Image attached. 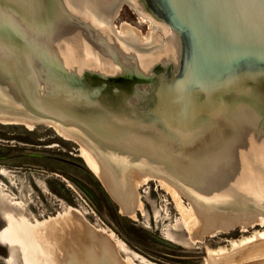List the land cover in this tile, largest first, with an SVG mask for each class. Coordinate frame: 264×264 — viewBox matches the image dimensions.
Masks as SVG:
<instances>
[{"label": "water", "instance_id": "95a60500", "mask_svg": "<svg viewBox=\"0 0 264 264\" xmlns=\"http://www.w3.org/2000/svg\"><path fill=\"white\" fill-rule=\"evenodd\" d=\"M122 3L151 21L144 37L114 29ZM0 118L87 148L120 212L151 175L213 211L264 216V0H0ZM7 248L39 262L34 240Z\"/></svg>", "mask_w": 264, "mask_h": 264}, {"label": "rangeland", "instance_id": "374dc122", "mask_svg": "<svg viewBox=\"0 0 264 264\" xmlns=\"http://www.w3.org/2000/svg\"><path fill=\"white\" fill-rule=\"evenodd\" d=\"M121 7L113 19L116 29L119 31L125 22L144 37L152 23L141 22L131 7ZM154 29L165 43L163 33ZM81 152L80 144L58 136L47 123H37L33 129L0 123V228L5 223L0 229V264L9 259L15 263V258L7 257L9 244L4 241L11 231L9 222L16 225L62 212L68 215L73 210L70 206L90 225L109 235L112 250L123 264H260L264 260V240L232 252V245L245 243L254 233H264V225L259 223L244 232L236 228L203 241L193 239L181 212L182 207L189 213L192 203L181 194L182 206L178 205L159 184L163 179L155 178L138 187L136 210L130 215L122 208L120 212L115 200L110 206L103 197ZM7 224L9 229L2 232ZM212 251L215 256L209 255Z\"/></svg>", "mask_w": 264, "mask_h": 264}, {"label": "bare ground", "instance_id": "6f19581e", "mask_svg": "<svg viewBox=\"0 0 264 264\" xmlns=\"http://www.w3.org/2000/svg\"><path fill=\"white\" fill-rule=\"evenodd\" d=\"M124 4L126 3H122V5ZM140 17L142 20V21L140 20L141 22L144 23L151 22L147 18H143L142 16ZM113 27L116 31H118L115 26ZM155 27L156 26H154L153 28ZM0 122L3 124H22L26 126L28 129H33L35 126V124H30L26 121L7 120L1 118H0ZM47 124L56 131L58 136L62 137L65 140L74 141L80 144L75 139L65 135L56 125L50 123ZM81 150H82L81 158L88 164L90 168H93V170H95L97 174H101L98 168L99 164L96 158L94 157V155L83 145H81ZM3 174H5V172ZM155 178H159V177H154L151 175H142L137 181V188L143 184L146 183L148 184V182L155 180ZM101 179L105 183L102 174H101ZM160 179L166 181L164 182L163 180H160L159 184L164 190H166L173 197L174 201H176L178 205L182 206L179 199L180 198L179 196L181 194L186 195L188 197V200L192 203V208L189 211V213L184 212L182 207H181L182 209L181 212L186 218V230L187 231L189 230L193 239H196V241L198 242L203 241V239L206 238H212L219 234L220 235L227 234L232 229L240 228L244 232L247 230L248 227H252L255 224L259 223V225H264V219L263 220L260 219L261 217H264L263 215L261 216L253 215L252 214L253 212L251 211L249 212L248 211L238 212L236 210L230 211L227 210L226 207H220L221 210L223 211H221L220 208H218L219 210L213 211L211 208H207L201 203L195 201V199L191 198L189 195H187L186 192H184L180 188L170 183L167 179L165 178H160ZM169 184L175 187L177 190L171 187ZM137 203H138V194H137V202L134 210H136ZM242 205H244L245 207L246 204H242ZM130 214L131 213H129L128 215ZM11 220L9 219V221ZM80 220L81 217L77 215L76 210L73 209L71 213H69L68 215H63V216L59 215L58 217L44 221L33 220L32 223L24 222L23 224H16V225L14 224L12 225L11 222L7 221L10 223L11 231H9L8 233L9 237L7 236L8 238L7 239L5 238L4 241L8 243L9 246L11 245L10 247H17L27 241L29 242H31L32 240L36 241L40 250L37 252L36 256L34 255V257L38 259L39 261L38 264H101L98 262L97 259V257L102 253L101 251L107 254L106 258L107 260H109L110 264H123L120 262L116 253H114L115 252L114 249L112 250L111 243L102 240L95 229H87L86 226L83 224V222H81ZM8 229L9 227L7 224V227L3 230V232L7 231ZM260 240H264V233H259V232L254 233L248 240L247 239L244 240L246 241L245 243L241 241L239 243L241 244V246L239 244L232 245V247L236 249L232 252L240 251L245 247L243 245L246 244L251 245L257 241L259 242ZM192 242L194 241L192 240ZM89 252L90 253L93 252L94 257L92 256L89 257L88 256ZM25 254L28 257H31V252H27ZM222 254L223 253H221V255ZM209 255L215 256L214 252L213 253L210 252ZM223 255L226 256V254ZM221 257L222 256H219V258ZM11 260L12 259L6 260V264H15V263H11ZM26 264H28V262ZM260 264H264V260H262Z\"/></svg>", "mask_w": 264, "mask_h": 264}, {"label": "flooded vegetation", "instance_id": "af4514ba", "mask_svg": "<svg viewBox=\"0 0 264 264\" xmlns=\"http://www.w3.org/2000/svg\"><path fill=\"white\" fill-rule=\"evenodd\" d=\"M124 5H126V6H129V5H127V4H124ZM130 7V6H129ZM113 26H115L116 27V24L115 23H113ZM0 220H2V218H1V216H0ZM2 222H3V220H2ZM3 232V231H2Z\"/></svg>", "mask_w": 264, "mask_h": 264}]
</instances>
